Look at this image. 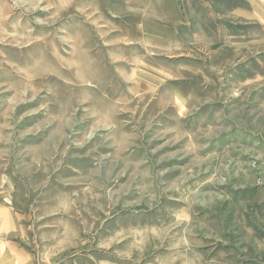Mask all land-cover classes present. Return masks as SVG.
<instances>
[{
	"label": "rangeland",
	"instance_id": "rangeland-1",
	"mask_svg": "<svg viewBox=\"0 0 264 264\" xmlns=\"http://www.w3.org/2000/svg\"><path fill=\"white\" fill-rule=\"evenodd\" d=\"M237 2L0 0V197L35 264H264V28Z\"/></svg>",
	"mask_w": 264,
	"mask_h": 264
},
{
	"label": "crops",
	"instance_id": "crops-1",
	"mask_svg": "<svg viewBox=\"0 0 264 264\" xmlns=\"http://www.w3.org/2000/svg\"><path fill=\"white\" fill-rule=\"evenodd\" d=\"M235 1L238 5L233 9L241 19L254 20L264 28V0ZM20 213L11 198L0 197V264H35L29 249L31 238L22 226Z\"/></svg>",
	"mask_w": 264,
	"mask_h": 264
}]
</instances>
